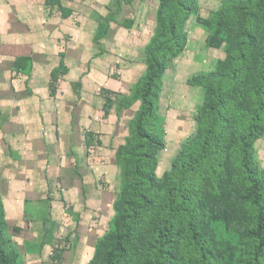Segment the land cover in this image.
<instances>
[{
    "label": "trees",
    "instance_id": "16d2710c",
    "mask_svg": "<svg viewBox=\"0 0 264 264\" xmlns=\"http://www.w3.org/2000/svg\"><path fill=\"white\" fill-rule=\"evenodd\" d=\"M192 7L191 0L162 1L160 26L146 49L147 69L135 87L140 108L132 134L117 152L124 169L113 229L97 243L87 264H221L220 251L228 242L236 247L227 254L230 264H264V169L254 154L255 142L264 134V22L259 19L264 0H224L215 13L218 30L238 12L239 39L229 48L224 71L190 80L208 87L198 134L170 169L160 178L156 173L163 124L157 106L159 82L169 57L187 45L184 22ZM62 10L64 18L73 13ZM100 26L96 42L106 34V23ZM256 44V83L248 89V107L238 104L235 92ZM29 60L17 61L16 67ZM68 72L64 60L53 69L52 94ZM222 227L227 241L220 238ZM0 264H24L7 232L1 192Z\"/></svg>",
    "mask_w": 264,
    "mask_h": 264
},
{
    "label": "rangeland",
    "instance_id": "374dc122",
    "mask_svg": "<svg viewBox=\"0 0 264 264\" xmlns=\"http://www.w3.org/2000/svg\"><path fill=\"white\" fill-rule=\"evenodd\" d=\"M69 1L77 12L72 15L75 25L89 18V30L94 31L93 39L84 45L89 48L85 68L91 70V81L85 87L74 70L71 77L77 80L67 96L73 104L68 110L75 116H80V106L85 107L84 111L88 107L90 125L87 128L78 123L79 133L69 142L72 144L66 155L64 151L51 150L49 170L35 173L40 178L34 179L33 193L27 195L25 214L21 218L16 215L18 219L7 224V232L19 248L24 264H87L97 243L113 229L117 214L114 204L122 190L124 169L117 152L132 134L140 108V101L135 100V87L147 69L146 49L160 26L163 0ZM191 1L192 11L184 22L187 45L181 53L169 57L159 82L157 106L163 124L157 152L158 178L170 169L173 160L199 131L198 116L206 102L208 87L191 84L190 80L224 71L229 48L239 39L236 23L241 17L236 10L229 24L215 29L217 23L213 18L224 0ZM259 19L264 22V12ZM96 21L97 25L91 26ZM101 23L107 25L102 28L106 34L96 42ZM258 44L245 62L243 80L235 92L240 97L238 104L248 107L251 104L248 89L256 83L254 54ZM96 71L101 74H95ZM105 143L108 153L102 159L104 153L98 152H102ZM254 154L264 169V134L256 140ZM61 160L66 169L56 171ZM109 162L113 163L107 166ZM63 180L73 183L68 193ZM158 189L157 184L155 196ZM221 232L225 233L223 227L220 238L227 241L226 233L221 237ZM231 248L236 249L228 242L220 251L221 264H230L227 254Z\"/></svg>",
    "mask_w": 264,
    "mask_h": 264
},
{
    "label": "crops",
    "instance_id": "0c3cea01",
    "mask_svg": "<svg viewBox=\"0 0 264 264\" xmlns=\"http://www.w3.org/2000/svg\"><path fill=\"white\" fill-rule=\"evenodd\" d=\"M62 8L73 13L64 18ZM76 13L69 0H0V192L7 224L25 214L27 195L33 193L34 179L40 178L35 173L49 170L51 150L66 155L69 142L79 133L78 123L90 125L88 107L84 111L80 106V116L68 110L73 108L67 96L74 82L81 77L88 87L91 81V70L85 68L89 48L84 45L94 31L89 30V18L75 25ZM21 59L30 60L17 68ZM62 60L69 72L59 78L52 94L51 73ZM74 70L77 79L71 77ZM106 144L98 152L104 153L102 159L108 153ZM65 169L62 161L56 171ZM62 182L68 193L73 183Z\"/></svg>",
    "mask_w": 264,
    "mask_h": 264
}]
</instances>
